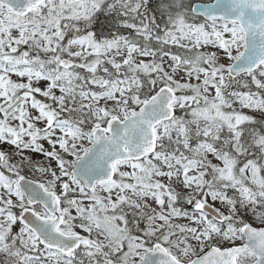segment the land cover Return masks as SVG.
<instances>
[{"label": "snow or ice", "instance_id": "1", "mask_svg": "<svg viewBox=\"0 0 264 264\" xmlns=\"http://www.w3.org/2000/svg\"><path fill=\"white\" fill-rule=\"evenodd\" d=\"M0 264H264V0H0Z\"/></svg>", "mask_w": 264, "mask_h": 264}]
</instances>
